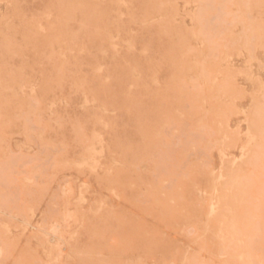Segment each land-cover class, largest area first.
Segmentation results:
<instances>
[{
    "label": "rangeland",
    "instance_id": "obj_1",
    "mask_svg": "<svg viewBox=\"0 0 264 264\" xmlns=\"http://www.w3.org/2000/svg\"><path fill=\"white\" fill-rule=\"evenodd\" d=\"M263 175L264 0H0V264H264Z\"/></svg>",
    "mask_w": 264,
    "mask_h": 264
},
{
    "label": "bare ground",
    "instance_id": "obj_2",
    "mask_svg": "<svg viewBox=\"0 0 264 264\" xmlns=\"http://www.w3.org/2000/svg\"><path fill=\"white\" fill-rule=\"evenodd\" d=\"M182 1V0H181ZM238 8V7H237ZM244 10V9H243ZM246 12V11H245ZM184 13V12H183ZM195 17V16H194ZM258 19V18H257ZM244 20V19H243ZM113 26V25H112ZM258 26V25H257ZM232 29V28H231ZM256 29V28H255ZM241 32V31H240ZM256 33V32H255ZM252 35V34H251ZM197 36V35H196ZM236 36V35H235ZM241 42V41H240ZM231 44V43H230ZM204 46V45H203ZM242 48V47H241ZM251 49V48H250ZM249 49V50H250ZM241 50V49H240ZM239 52V51H238ZM58 53V52H57ZM146 53V52H145ZM76 60V59H75ZM217 66V65H216ZM212 68V67H211ZM226 73V72H225ZM85 74V73H84ZM84 80V79H83ZM217 83V82H216ZM230 84V83H229ZM228 84V85H229ZM218 87V86H217ZM212 88V87H211ZM83 89V88H82ZM222 91V90H221ZM220 92V91H219ZM224 92V91H223ZM255 92V91H254ZM31 93V92H30ZM260 93V92H259ZM219 94V93H218ZM221 94H223V93H221ZM255 94V93H254ZM261 94V93H260ZM220 95V94H219ZM224 96V95H223ZM229 96V95H228ZM226 97V96H225ZM229 98V97H228ZM226 99V98H225ZM258 99V98H257ZM210 102V101H209ZM223 102V101H222ZM255 102V101H254ZM233 105V104H232ZM226 106V105H225ZM219 110V109H218ZM220 112H221V110H220ZM215 113V112H214ZM236 113V112H235ZM251 113V112H250ZM232 114V113H231ZM245 120V119H244ZM103 122V121H102ZM212 122H213V120H212ZM223 122V121H222ZM105 123V122H104ZM12 124V123H11ZM219 125V124H218ZM217 127V126H216ZM227 130V129H226ZM221 131H223V130H221ZM252 133V132H251ZM247 134H249V133H247ZM254 134V133H253ZM222 135V134H221ZM220 135V136H221ZM226 135H228V134H226ZM245 135V134H244ZM255 136V135H254ZM249 137V136H248ZM253 137V136H252ZM256 137H257V135H256ZM251 138V137H250ZM258 138V137H257ZM222 139V138H221ZM249 139V138H248ZM253 139V138H252ZM257 140V139H256ZM249 141H250V139H249ZM255 141V140H254ZM259 144V143H258ZM18 146V145H17ZM242 148V147H241ZM243 148H245V147H243ZM219 150V149H218ZM243 150V149H242ZM243 154V153H242ZM108 167V166H107ZM230 168V167H229ZM224 169V168H223ZM238 169V168H237ZM227 170H229V169H227V167H226V169H225V171H227ZM247 170V169H246ZM229 172H230V170H229ZM250 172V171H249ZM106 174V173H105ZM210 174V173H209ZM247 174H248V172H247ZM246 174V175H247ZM250 175V174H249ZM248 176V175H247ZM264 176V175H263ZM233 177V176H232ZM244 179H246L247 180V178H244ZM27 181V180H26ZM227 182V181H226ZM226 182H224L223 181V183H226ZM222 183V182H221ZM219 184V183H218ZM223 185V184H222ZM225 185V184H224ZM251 185V184H250ZM214 186V185H213ZM218 187V186H217ZM220 187H222L221 185H220ZM225 188V187H224ZM250 188V187H249ZM214 189V188H213ZM249 190V189H248ZM222 191H224V190H222ZM237 191V190H236ZM118 192V191H117ZM212 192V191H211ZM243 192V191H242ZM221 193V192H220ZM209 194V193H208ZM224 194V193H223ZM232 194V193H231ZM234 194V193H233ZM219 195V194H218ZM225 195V194H224ZM240 196V195H239ZM210 197V196H209ZM219 197V196H218ZM228 198H230V197H228ZM250 198V197H249ZM255 201H256V199H255ZM77 202V201H76ZM222 202V201H221ZM245 202V201H244ZM250 202V201H249ZM218 203H219V201H218ZM215 204V203H214ZM235 204V203H234ZM210 205V204H209ZM220 205V204H219ZM223 205V204H222ZM224 206V205H223ZM222 207V206H221ZM260 208V207H259ZM249 209H250V207H249ZM223 210H225V209H223ZM216 211V210H215ZM221 212V211H220ZM243 212H244V210H243ZM242 212V213H243ZM207 213H210L209 211L207 212ZM226 213V212H225ZM224 213V211L222 212V214H225ZM238 213V212H237ZM236 213V214H237ZM218 215V214H217ZM219 215H221V214H219ZM218 215V216H219ZM228 215H229V213H228ZM231 215V214H230ZM238 215V214H237ZM216 216V215H215ZM226 216H227V213H226ZM214 217V216H213ZM217 217V216H216ZM224 217V216H223ZM243 217V216H242ZM247 217V216H246ZM220 218H221V216H220ZM238 218V217H237ZM251 218H252V216H251ZM214 219H215V217H214ZM253 219V218H252ZM215 220H218V218L217 219H215ZM254 220V219H253ZM211 221V220H210ZM237 221V220H236ZM211 223V222H210ZM220 223V222H219ZM227 223H229V222H227ZM237 223V222H236ZM231 225V224H230ZM221 226V225H220ZM224 226V225H223ZM229 226V225H228ZM232 227V226H231ZM255 227H257V226H255ZM208 228V227H207ZM258 228V227H257ZM212 229V228H211ZM225 230H227V229H225ZM225 230H223V231H225ZM208 231V230H207ZM228 231V230H227ZM257 231H258V229H257ZM209 232V231H208ZM244 233V232H243ZM239 234V233H238ZM46 235V234H45ZM219 235H220V233H219ZM226 236H227V234H225ZM251 235V234H250ZM225 237V236H224ZM256 236H254V238H255ZM47 238V237H46ZM230 238V237H229ZM241 239V238H240ZM239 239V240H240ZM253 239V238H252ZM220 240H222V239H220ZM232 240V239H231ZM254 240V239H253ZM256 240H257V238H256ZM255 240V241H256ZM225 241V240H224ZM228 242V241H227ZM229 243V242H228ZM259 244V243H258ZM30 245V244H29ZM38 246V245H37ZM224 246H226V245H224ZM236 246H237V244H236ZM55 247V246H54ZM230 247V246H229ZM56 248V247H55ZM55 248H53V249H55ZM234 248V247H233ZM229 249V248H228ZM237 249V248H236ZM245 249V248H244ZM233 250V249H232ZM243 250V249H242ZM264 250V249H263ZM245 251V250H244ZM223 252V251H222ZM249 252V251H248ZM224 254V253H223ZM228 255V254H227ZM253 255V254H252ZM236 256V255H235ZM37 258H39V257H37ZM238 258H239V256H238ZM256 258V257H255ZM247 260V259H246ZM258 260V259H257ZM243 261V260H242ZM241 261V262H242ZM243 263V262H242ZM259 263H261V262H259Z\"/></svg>",
    "mask_w": 264,
    "mask_h": 264
}]
</instances>
